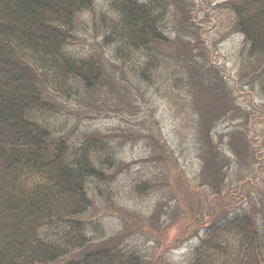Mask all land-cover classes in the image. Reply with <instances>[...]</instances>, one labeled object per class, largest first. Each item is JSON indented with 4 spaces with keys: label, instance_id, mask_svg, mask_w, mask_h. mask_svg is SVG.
<instances>
[{
    "label": "trees",
    "instance_id": "1",
    "mask_svg": "<svg viewBox=\"0 0 264 264\" xmlns=\"http://www.w3.org/2000/svg\"><path fill=\"white\" fill-rule=\"evenodd\" d=\"M97 3L0 0V264H168L170 252L154 243L160 239L169 240V249L192 242L188 264H264V194L249 191L223 214L198 216L201 196L223 208L235 188L232 176L253 186L251 173L263 155L245 112H237V89L212 64L197 6L108 0L106 19ZM220 6L244 42L243 84L264 103V0ZM89 25L91 52L80 58L69 47L89 41ZM157 98L170 102L188 127V148L201 162L195 179L162 122L152 125ZM68 100L80 109L77 137L74 128L65 133L43 120L49 113L73 115ZM96 118H119L120 125L95 128ZM136 147L144 155L128 162L126 151ZM142 163L146 168L132 175ZM205 185L211 193H203ZM137 200L151 202L130 203ZM172 210L177 225L163 217L158 227L143 222L148 213L156 222L159 212L169 217ZM108 219L118 227L105 236Z\"/></svg>",
    "mask_w": 264,
    "mask_h": 264
},
{
    "label": "rangeland",
    "instance_id": "2",
    "mask_svg": "<svg viewBox=\"0 0 264 264\" xmlns=\"http://www.w3.org/2000/svg\"><path fill=\"white\" fill-rule=\"evenodd\" d=\"M195 3L197 6V9L195 12L199 13V24L204 26L205 30V38L208 43L207 47L211 54L212 64L215 66H218L222 70V74L226 77V80L229 81L230 86L235 87L237 89V103L242 109L237 110L238 113L245 112L247 120L245 122L248 123V127L251 129L249 135L254 138H258L260 145L259 148L262 149L261 154L263 157L260 160V164L258 166H255L253 169L252 174V181L254 182L253 186H242L241 182L243 178L232 176L230 179H233V182L235 184L234 190L230 193V196L222 199V204H224L222 209H219L218 205L214 201V198L207 202L204 200V196H201L199 203H202L203 207H201L200 212L198 216L201 218L206 215L207 218H211L212 216H218V214L221 212L222 214L224 211L231 209L229 204H240L244 201V199L247 198V196L251 195L249 191L253 192V195L255 194H264L263 193H256L258 189H261L264 191V109L262 103V99L257 95V92L254 90L252 86H245L243 84L244 79H246V76H241L239 73H244L245 71H249L248 66H243L241 61L239 60L240 51L243 47L242 37L241 35H237L234 32V24L235 21L233 20L232 14L230 11H227L220 5H223L225 1L227 0H191ZM188 2V1H186ZM97 12L99 15H101L100 18L104 17L108 19L109 15H111L110 12V6L108 5V0H98L97 3ZM92 17L87 14L85 16V22L90 23ZM89 29V34H87L89 41L87 43L82 42V40H78L74 46H70L69 50L71 49V53L74 55H78L80 58H84L88 55V52L90 51V48L92 47V35H93V28L90 27V25L87 27ZM109 52H113L111 48L108 50ZM91 52V51H90ZM243 67H246L244 70ZM72 72V71H71ZM243 79V80H241ZM158 84H155L152 89L157 90ZM253 88V89H252ZM157 102H159L158 110L159 112L156 114L154 120H152V125H154L155 120H160L162 123L163 131H165V137H167V141L172 143L174 148L176 149L177 156L181 157L182 163L185 164L187 173L190 174L192 179H195V177L198 176V172H200V165L201 162L197 160L196 153L191 152L190 148H188L189 143V130L187 126L180 125V121L176 120L175 114L176 109L175 107L170 106V102H163L161 99L157 98ZM68 107L71 108L73 111H76L73 115H62L61 113H64L65 111L59 112L60 114L58 116H55L56 114H47L43 120H45L46 124L51 127L52 129H60L63 127V131L65 133H69L71 129L74 128V137L79 136V132L75 130V127L78 123V117L81 116L80 109L77 108V104L74 101L68 100ZM237 105V106H238ZM79 109V110H78ZM78 110V111H77ZM146 110V108H144ZM226 118V123L228 126L236 125L235 119ZM120 119L118 118H112V119H98L96 118L95 122H93L91 125L95 128H100L103 130L112 129V127L116 128V125H120ZM83 124H86L83 121ZM87 125V124H86ZM200 127L198 124L196 128ZM256 127V128H254ZM195 128V129H196ZM81 130H83V126L80 127ZM246 130V131H247ZM180 135L181 138H177V135ZM184 143V145H181ZM126 158L128 162H135L136 158H139L140 156H143V152L136 147L134 150H128L126 151ZM147 158V157H146ZM146 158H143L142 160H146ZM143 165V166H142ZM141 166L135 165L132 169L134 173L132 175H135L136 172L146 168L147 164L142 163ZM197 180V179H196ZM193 182V180H190ZM195 184L200 186L201 181H195ZM203 186V185H202ZM201 188H204L203 193H211V190L208 186H204ZM121 193H123V196H125L127 190H129L128 181L123 179L121 184ZM201 190V189H200ZM202 193V194H203ZM166 198V197H165ZM262 199V198H261ZM258 199H253V201L256 203L257 206L261 207V202ZM263 200V199H262ZM151 202V201H150ZM141 202L140 200H137V202L131 201L130 203H135L141 206L142 208L149 205V203ZM205 214V215H204ZM150 215L145 217L146 219L143 220V222H151L155 225V227H158L157 225L162 224L163 218L166 219H174L173 225H177L176 223V217L177 212L172 210L169 212V217H167L165 214H162L159 212V220L156 222H152ZM171 217V218H170ZM194 218L193 216L191 217ZM118 227V222L114 221L112 219L107 220V225L105 227L106 235H112L115 233ZM195 230L192 231V237H194ZM91 236L94 237V235L91 234ZM92 238V237H91ZM165 241L169 240H158L155 241V245L158 247H163L168 252H170V261L168 264H188L189 261V255L190 250L192 246V242L189 244H186L182 246V248H168L169 246H166L164 244ZM193 241V240H192ZM198 239H195L194 242H197Z\"/></svg>",
    "mask_w": 264,
    "mask_h": 264
}]
</instances>
